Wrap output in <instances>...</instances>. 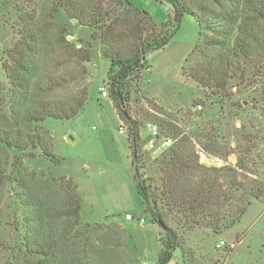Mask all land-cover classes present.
I'll return each mask as SVG.
<instances>
[{
  "label": "trees",
  "instance_id": "trees-1",
  "mask_svg": "<svg viewBox=\"0 0 264 264\" xmlns=\"http://www.w3.org/2000/svg\"><path fill=\"white\" fill-rule=\"evenodd\" d=\"M160 1L171 6L165 23L156 22L148 11L126 0H116L111 6L99 2L93 6L96 14H89L85 0H0V16L8 14L7 19H13L18 35L3 63L9 88L0 82V203L2 188L10 183L15 186L13 204L20 210L12 221L17 239L11 263L121 264L113 236L104 233L107 224L83 222V200L72 179L43 180L22 172L24 158L34 157L36 150L52 163H60L42 122L47 117L71 119L84 111L88 101L89 93L83 89L62 97H44L61 89L63 77L69 75V83L77 82L83 63L91 60L88 49L67 40L66 15L82 25H97L106 16L133 25L131 37L136 44L127 52L123 45L105 52L111 62L107 86L125 124L144 211L162 227L158 264H166L176 249L182 250L183 264H200L194 250L186 246L185 233L210 229L219 235L233 227L254 201L264 203V176L258 167L249 166L254 161L253 146L237 147L235 165L204 164L200 151L220 158L235 152L217 128L188 131L158 104L141 111L131 103V82L146 68L147 54L170 41L186 13L200 27V40L189 57L194 61L186 72L222 105L236 95L234 87L248 90L249 82L264 76V0ZM62 65L70 70L57 74ZM261 83L264 90V80ZM152 124L163 135L177 139L156 158L158 178L146 174L142 145L143 130Z\"/></svg>",
  "mask_w": 264,
  "mask_h": 264
},
{
  "label": "rangeland",
  "instance_id": "rangeland-1",
  "mask_svg": "<svg viewBox=\"0 0 264 264\" xmlns=\"http://www.w3.org/2000/svg\"><path fill=\"white\" fill-rule=\"evenodd\" d=\"M126 1L148 11L158 23L170 19L171 6L165 1ZM99 2L111 6L109 3L115 5L116 0H85L89 14L98 13L93 6H99ZM7 18L8 14L0 16V82L6 90L10 82L3 63L8 59L6 51L18 39L11 23L13 19ZM108 18L101 19L97 25H82L77 24V19L64 16L63 21L68 28L67 40L77 48L88 49L91 60L83 63L84 69L77 82L69 83V75L63 77L61 89L44 97H62L73 92L80 93L83 89L89 93L88 101L84 111L71 119L47 117L42 122L52 136L53 151L61 158L60 163H52L36 150L34 157L24 158L22 172L29 177L32 174L44 177L43 180L62 176L72 179L83 200V222L107 224L108 229L104 233L113 236L117 244L114 250L121 264H158L163 251L160 240L162 227L144 211L136 186V168L130 157L125 124L107 86L111 62L105 52L121 45L127 52L132 43L136 44L131 37L133 25ZM157 30L158 27L152 34ZM149 32L147 34L150 35ZM199 32L198 21L186 13L170 41L147 54L146 68L141 71L139 79L136 77L131 82L133 108L144 111L149 106H156L155 103L164 107L185 130L196 132L210 126L217 128L235 152L226 158L201 154L202 163L210 166L235 165L237 147L241 150L245 145L253 146L251 159L254 158V161L249 166L258 167L260 175L264 176V90L261 83L264 76H257L255 83L249 82L248 90L234 87L236 95L222 105L186 72L194 61H189V57L200 40ZM104 39L107 41L104 42ZM67 70L70 67L62 65L56 73L66 74ZM102 88L108 91L107 96L101 94ZM150 136L148 125L142 133L146 174L158 178L160 173L156 158L162 155L163 150L159 146L163 140H157L156 148H150ZM13 188L14 185L6 184L1 193L0 264H13L11 262L15 261L11 249L16 244L17 232L12 221L20 210L16 209L11 198ZM127 213L134 218L127 219ZM140 218L144 219V223L140 222ZM185 237L186 246L194 250L200 264H264V203L254 201L233 227L219 235L210 229H195L185 233ZM222 239L226 244L219 246ZM166 264H183L182 250L176 249Z\"/></svg>",
  "mask_w": 264,
  "mask_h": 264
},
{
  "label": "built area",
  "instance_id": "built-area-1",
  "mask_svg": "<svg viewBox=\"0 0 264 264\" xmlns=\"http://www.w3.org/2000/svg\"><path fill=\"white\" fill-rule=\"evenodd\" d=\"M101 94L103 96H107L108 95V91L105 89V88H102L101 89ZM150 128H151V136L149 137L148 139V146L150 148H156V146L158 145L156 143L157 140H163L162 141V144L161 146H159V148L161 150H165L167 149L168 147H170L177 139L172 137V136H166V135H163L162 132H161V129L157 126V125H149ZM203 155L205 156L206 153L204 151H200V155ZM126 218L127 219H133L134 216L131 214V213H127L126 214ZM140 222L141 223H144V219L143 218H140ZM226 244V241L225 240H221L219 242V246H222V245H225Z\"/></svg>",
  "mask_w": 264,
  "mask_h": 264
},
{
  "label": "water",
  "instance_id": "water-1",
  "mask_svg": "<svg viewBox=\"0 0 264 264\" xmlns=\"http://www.w3.org/2000/svg\"><path fill=\"white\" fill-rule=\"evenodd\" d=\"M76 20V19H75Z\"/></svg>",
  "mask_w": 264,
  "mask_h": 264
}]
</instances>
